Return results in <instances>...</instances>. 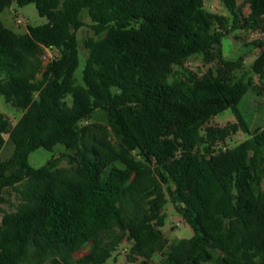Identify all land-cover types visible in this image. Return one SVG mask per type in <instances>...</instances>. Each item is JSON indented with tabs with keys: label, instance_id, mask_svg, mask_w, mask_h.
Instances as JSON below:
<instances>
[{
	"label": "trees",
	"instance_id": "16d2710c",
	"mask_svg": "<svg viewBox=\"0 0 264 264\" xmlns=\"http://www.w3.org/2000/svg\"><path fill=\"white\" fill-rule=\"evenodd\" d=\"M14 1L47 23L7 28ZM222 2L228 15L204 0H0V98L22 111L13 124L0 110V151L13 147L0 160V264H107L127 241V264H264V127L251 132L238 108L250 91L264 98V0ZM83 12L94 36L78 85ZM230 35L256 36L258 82L238 76L244 57L226 59ZM196 56L205 72L189 67ZM228 109L237 122L209 125ZM240 131L250 137L227 147ZM169 202L191 238L165 236Z\"/></svg>",
	"mask_w": 264,
	"mask_h": 264
},
{
	"label": "rangeland",
	"instance_id": "374dc122",
	"mask_svg": "<svg viewBox=\"0 0 264 264\" xmlns=\"http://www.w3.org/2000/svg\"><path fill=\"white\" fill-rule=\"evenodd\" d=\"M205 6L208 10L217 12L220 14H229L226 6L222 0H204ZM243 0H240L242 2ZM248 12V7L245 9ZM1 20L3 24L13 30L18 34H25L28 32V27H36L47 23V19L41 17L35 4H28L25 6H19L16 1H14L9 7H7L1 13ZM18 20L22 23L18 24ZM82 20L85 26L78 31L79 40V66L75 73V78L78 85H83V71L87 64V59L89 56V50L85 46V42L94 36V32L91 29V19L89 18L87 12H83ZM240 37L244 38L240 35ZM256 38L255 35H248L243 40L238 39L235 35H230L224 39V54L228 60H237L239 57L245 58V69L243 72L239 73L238 76L246 75V78L252 76L255 81L258 82V77L254 75L252 71V64L256 57L258 56L260 49L256 48L252 41ZM54 52L47 53V59L52 58ZM189 67L200 72H205L209 65L205 64L201 56L193 57L189 62ZM239 112L243 119L247 122L251 132L258 128L264 127V98L259 96L256 92L250 91L242 102L238 106ZM0 110L5 113L13 124H16L22 115V111L13 109L8 106L4 98H0ZM237 122V117L232 109H228L225 112L215 116L211 122L210 126H225L228 123ZM250 135L245 131H240L238 134L232 136L228 139L225 145L229 148L239 145L241 142L248 139ZM13 147L11 145H6L3 150L0 151V160L8 158L12 153ZM65 151L63 145H57L52 151L40 148L32 152L29 156V163L35 168H39L45 165L53 157L59 156ZM62 166H67V161H62ZM15 198L12 197L10 202H14ZM4 208L12 210L11 204L3 205ZM166 224L163 228L165 236L171 241L183 238H191L193 236L192 228L185 223L183 217L175 211V208L171 202L168 203L166 207ZM130 243L127 241L121 246L118 253L115 255V260H110L107 264H127V254L130 249ZM88 251L85 248L84 253ZM152 264H159V256L154 257Z\"/></svg>",
	"mask_w": 264,
	"mask_h": 264
},
{
	"label": "built area",
	"instance_id": "2783aa9c",
	"mask_svg": "<svg viewBox=\"0 0 264 264\" xmlns=\"http://www.w3.org/2000/svg\"><path fill=\"white\" fill-rule=\"evenodd\" d=\"M21 23H22V21H21V20H18V24H21ZM48 52H52V51H51L50 49H47V53H48ZM53 57H54V56H53ZM53 57H52V58H53ZM46 59H47V54H46ZM49 59H50V58H49ZM47 60H48V59H47Z\"/></svg>",
	"mask_w": 264,
	"mask_h": 264
}]
</instances>
